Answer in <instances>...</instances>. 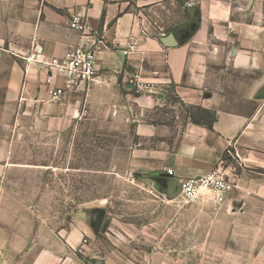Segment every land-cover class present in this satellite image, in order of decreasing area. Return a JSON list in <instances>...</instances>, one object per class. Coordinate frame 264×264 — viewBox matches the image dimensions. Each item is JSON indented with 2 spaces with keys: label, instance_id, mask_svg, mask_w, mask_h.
Returning a JSON list of instances; mask_svg holds the SVG:
<instances>
[{
  "label": "crops",
  "instance_id": "crops-1",
  "mask_svg": "<svg viewBox=\"0 0 264 264\" xmlns=\"http://www.w3.org/2000/svg\"><path fill=\"white\" fill-rule=\"evenodd\" d=\"M75 14L107 48L87 97L52 101L44 63L79 45L69 24ZM1 31L0 264H179L170 252L123 248L108 233L107 248L84 223L57 228L38 217L35 200L21 199L12 181L13 138L25 117L52 133L87 114L106 121L130 143L132 166L152 177L219 169L235 187L202 191L195 205L264 222V0H0ZM169 35L172 47L162 43ZM129 74L151 87L135 95ZM188 108L215 112L213 129L193 123Z\"/></svg>",
  "mask_w": 264,
  "mask_h": 264
},
{
  "label": "rangeland",
  "instance_id": "rangeland-1",
  "mask_svg": "<svg viewBox=\"0 0 264 264\" xmlns=\"http://www.w3.org/2000/svg\"><path fill=\"white\" fill-rule=\"evenodd\" d=\"M92 90L74 94L87 97ZM20 126L10 160L18 170L14 192L35 200L36 215L51 218L54 227L85 224L86 209L105 208L110 225L99 236L107 248L114 247L113 237L123 248L170 252L179 264H264V222H236L217 207L168 200L132 166L130 143L106 121L87 114L62 133L47 131L33 117Z\"/></svg>",
  "mask_w": 264,
  "mask_h": 264
},
{
  "label": "built area",
  "instance_id": "built-area-1",
  "mask_svg": "<svg viewBox=\"0 0 264 264\" xmlns=\"http://www.w3.org/2000/svg\"><path fill=\"white\" fill-rule=\"evenodd\" d=\"M70 28L80 35V43L69 48L59 58L45 62L46 79L49 96L52 101H58L74 93H87L99 78V55L107 48L104 35L94 30L80 14L71 16ZM127 54V52H124ZM126 82L133 85L136 92H142L151 87L138 80V76L129 74ZM233 160H239L237 153H231ZM173 175L172 170H167ZM182 190L178 198L185 204H195L202 191L225 194L235 187L233 177L219 169L204 176L181 180ZM84 244L88 243L84 239ZM82 253V249H79Z\"/></svg>",
  "mask_w": 264,
  "mask_h": 264
},
{
  "label": "water",
  "instance_id": "water-1",
  "mask_svg": "<svg viewBox=\"0 0 264 264\" xmlns=\"http://www.w3.org/2000/svg\"><path fill=\"white\" fill-rule=\"evenodd\" d=\"M174 35H169L162 40V43L166 47H172V42L175 41ZM162 95H158V98H162ZM150 180L155 184L156 189L163 194L168 200H175L179 197L182 185L181 180H178L168 173L159 174L158 176L149 177ZM89 217H86L87 222L85 223L89 229L92 231L95 237L105 233L109 228L110 220L105 218L106 209L105 208H93L86 209Z\"/></svg>",
  "mask_w": 264,
  "mask_h": 264
},
{
  "label": "trees",
  "instance_id": "trees-1",
  "mask_svg": "<svg viewBox=\"0 0 264 264\" xmlns=\"http://www.w3.org/2000/svg\"><path fill=\"white\" fill-rule=\"evenodd\" d=\"M187 113L193 123L203 125L209 129H213L217 122V114L215 112H210L202 108H188ZM146 175L152 177L150 174ZM136 178L142 179L141 176H137Z\"/></svg>",
  "mask_w": 264,
  "mask_h": 264
}]
</instances>
